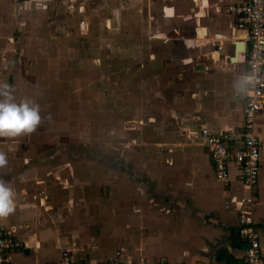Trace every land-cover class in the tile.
I'll return each mask as SVG.
<instances>
[{"label": "crops", "instance_id": "1", "mask_svg": "<svg viewBox=\"0 0 264 264\" xmlns=\"http://www.w3.org/2000/svg\"><path fill=\"white\" fill-rule=\"evenodd\" d=\"M241 1L0 0V82L18 102L38 103L41 115L33 133L0 137L8 161L0 179L15 191L14 213L0 219L21 243L6 252L9 264H58L63 250L89 262L119 252L121 260L241 264L250 192L238 180L240 163L229 162L227 183L216 180L200 135L244 124L248 32L229 9ZM85 37L105 56L138 63L133 91L124 89L134 100L124 102L150 131L149 147L104 160L117 173L99 183L79 180L78 155H65L57 135L54 101L73 94ZM239 41L246 47L234 59ZM255 131L262 148L251 212L264 262V107Z\"/></svg>", "mask_w": 264, "mask_h": 264}, {"label": "rangeland", "instance_id": "2", "mask_svg": "<svg viewBox=\"0 0 264 264\" xmlns=\"http://www.w3.org/2000/svg\"><path fill=\"white\" fill-rule=\"evenodd\" d=\"M82 42H89V45L83 46ZM92 42V38L86 37L79 42V61L75 63L78 66L72 71L73 94L67 96L62 93L64 98L59 97L54 102L57 104L55 113H62L63 122L57 127L60 130L57 135L62 139L64 154L72 152L78 155L79 159L72 164L78 169L79 177L83 176L79 179L81 182L99 183L107 180L109 173L111 177L117 173L112 170L118 165L110 170L106 163L119 162L117 157L122 150L137 149V146L147 148L151 143L147 141L149 134H146L150 131L132 121L134 112L139 110L135 104L125 105L124 102L126 99L129 102L134 100L135 94L126 96L124 89L130 94L133 91L138 78L135 73L138 63H127L110 53L105 56L106 47ZM97 42L101 43L100 40ZM125 82L130 86L128 84L129 87L124 88ZM67 99L70 105L65 103ZM125 141L129 147L123 145ZM82 163L84 165H80Z\"/></svg>", "mask_w": 264, "mask_h": 264}, {"label": "built area", "instance_id": "3", "mask_svg": "<svg viewBox=\"0 0 264 264\" xmlns=\"http://www.w3.org/2000/svg\"><path fill=\"white\" fill-rule=\"evenodd\" d=\"M229 9L235 16L236 28L248 32L244 124L239 129L218 133H212L204 127L200 135L212 160L214 175L218 182L222 184L228 182L230 161L241 165L238 180L242 187L250 192L242 199L248 208L243 210L240 218L241 229L247 242L241 264H264L260 250V233L254 225L251 212L262 148L261 139L255 131V123L264 107V0H242L239 4L231 5ZM20 244V241L6 233L0 219V264H9L6 252L18 248ZM119 254L116 252L106 260L89 262L83 257L73 258L68 251L63 250L58 264H182L167 261L121 260Z\"/></svg>", "mask_w": 264, "mask_h": 264}, {"label": "clouds", "instance_id": "4", "mask_svg": "<svg viewBox=\"0 0 264 264\" xmlns=\"http://www.w3.org/2000/svg\"><path fill=\"white\" fill-rule=\"evenodd\" d=\"M40 123L39 104L29 98L18 102L12 86L7 82H0V137L29 135L36 131ZM7 163L6 154L0 152V168L6 167ZM14 211L15 191L0 179V218H7Z\"/></svg>", "mask_w": 264, "mask_h": 264}, {"label": "water", "instance_id": "5", "mask_svg": "<svg viewBox=\"0 0 264 264\" xmlns=\"http://www.w3.org/2000/svg\"><path fill=\"white\" fill-rule=\"evenodd\" d=\"M245 47H246V45H245L244 41H239V42L236 43V51L237 52H236V54L234 56V59L237 58V55L239 53H241L242 51H244ZM246 49H247V47H246Z\"/></svg>", "mask_w": 264, "mask_h": 264}]
</instances>
